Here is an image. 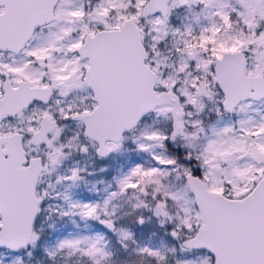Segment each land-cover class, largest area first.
<instances>
[{
  "label": "snow or ice",
  "instance_id": "snow-or-ice-1",
  "mask_svg": "<svg viewBox=\"0 0 264 264\" xmlns=\"http://www.w3.org/2000/svg\"><path fill=\"white\" fill-rule=\"evenodd\" d=\"M0 264H264V0H0Z\"/></svg>",
  "mask_w": 264,
  "mask_h": 264
}]
</instances>
